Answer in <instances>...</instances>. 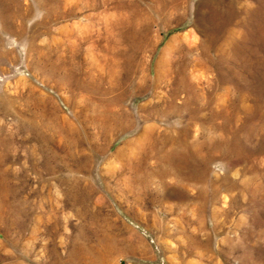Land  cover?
I'll list each match as a JSON object with an SVG mask.
<instances>
[{"label":"rangeland","instance_id":"rangeland-1","mask_svg":"<svg viewBox=\"0 0 264 264\" xmlns=\"http://www.w3.org/2000/svg\"><path fill=\"white\" fill-rule=\"evenodd\" d=\"M0 264H264V0H0Z\"/></svg>","mask_w":264,"mask_h":264}]
</instances>
